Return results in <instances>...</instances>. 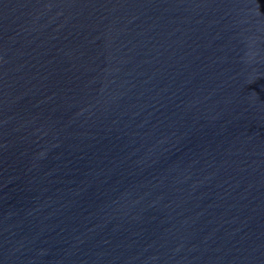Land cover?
Returning <instances> with one entry per match:
<instances>
[{
	"label": "water",
	"instance_id": "1",
	"mask_svg": "<svg viewBox=\"0 0 264 264\" xmlns=\"http://www.w3.org/2000/svg\"><path fill=\"white\" fill-rule=\"evenodd\" d=\"M0 264H264V0H0Z\"/></svg>",
	"mask_w": 264,
	"mask_h": 264
}]
</instances>
